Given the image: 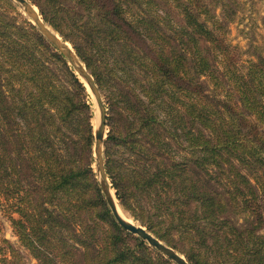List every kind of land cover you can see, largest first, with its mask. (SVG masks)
I'll use <instances>...</instances> for the list:
<instances>
[{
    "label": "trees",
    "instance_id": "obj_1",
    "mask_svg": "<svg viewBox=\"0 0 264 264\" xmlns=\"http://www.w3.org/2000/svg\"><path fill=\"white\" fill-rule=\"evenodd\" d=\"M34 2L100 86L119 69L133 78L110 98L105 165L121 205L191 264H264V52L239 72L193 0H168L159 22L155 0ZM2 23L0 196L21 245L40 264H173L107 206L86 86L58 77L53 61L67 62L41 34ZM2 241L0 264H26Z\"/></svg>",
    "mask_w": 264,
    "mask_h": 264
},
{
    "label": "rangeland",
    "instance_id": "obj_2",
    "mask_svg": "<svg viewBox=\"0 0 264 264\" xmlns=\"http://www.w3.org/2000/svg\"><path fill=\"white\" fill-rule=\"evenodd\" d=\"M38 9L41 17L47 23L50 27H52L61 37L62 40L67 41L75 53L78 55L77 51L75 50L74 45L70 40L65 38L60 32H58L47 20L44 19L43 14L41 13L40 8L38 5L34 2L35 0H30ZM140 2L144 0H138ZM170 3H172V0H169ZM168 0H155V4L152 5L151 10H146L147 16L149 18L154 19V21L159 22V12H161V8L168 9ZM146 4L143 3L142 6H136L134 10H138L139 8H142L145 10ZM192 8L196 10L197 12H202V18H206V16L209 18L207 19V22L210 26V28L217 33L220 37V40L222 41V44L224 46H228L232 52V60L231 62H234L237 64V66L240 67L239 72L246 71V65L248 64L247 61L255 60L257 56L262 54L264 52V0H193ZM170 10L174 11L172 13H177V10L170 6ZM85 15L87 14V11L84 12ZM6 19H11L14 22H16L18 25L23 26L27 29V33L34 34V32H38L41 34L50 44L53 48L55 46L39 31L33 20L26 14V12L23 10V8L14 0H0V41L3 43V39L1 36V32L6 30L3 27L2 21ZM3 19V20H2ZM219 21V24L213 25V22ZM7 32H10L9 30H6ZM145 43L151 46L150 39L145 35L144 36ZM204 45V44H202ZM1 46H0V60H2V53H1ZM55 50L59 53H61L59 50L55 48ZM62 54V53H61ZM210 54V53H209ZM213 54V51L211 53V56ZM63 55V54H62ZM64 56V55H63ZM80 60L84 63V65L87 67V69L91 72V69L88 68L85 61L78 55ZM64 60L67 62V64H64L62 61H53V68L58 75L59 78L64 79L70 86H73L74 88V81H72V78L70 76V71L73 72L77 78L87 88V94L81 95V99L83 102H85L92 111V122L93 125L96 124L97 119L99 117V108L96 103L95 97L93 92L91 91L90 87L88 86L87 82L76 72V70L73 68V66L68 62L67 58L64 56ZM221 59L218 58L215 60V63L218 65V69L222 70V63L220 61ZM245 66V67H244ZM241 67H243L241 69ZM133 74L140 77L137 73L139 72L137 69H132ZM107 72L109 70L107 69ZM122 71L119 69L117 70V74H114L113 77H111V83L110 81H105V83L100 86L99 82L94 79L99 87V90L101 92L103 101L107 108V128H106V134H105V140L103 142V154L104 159L106 162V144H107V138L111 129V123L113 124L114 121H120L117 113H115L112 109V106L110 104L111 99L113 97L112 92L117 94L118 87L125 86L127 88V85H134V81H130L127 83L128 80H133V78H128L124 76V81L120 82L115 76H121ZM93 75V74H92ZM104 75V74H103ZM144 82L145 78L140 77ZM202 83L204 85L205 90L208 92L212 91V87L209 84L206 77L202 78ZM76 92V89H74ZM224 94V93H223ZM225 97V96H224ZM78 99L75 98V100ZM115 101V100H114ZM120 105H118L119 107ZM116 158L120 156V153L116 152L115 154ZM93 162L92 166L95 172V177L97 179V182L99 184V187L101 189V192L105 198V195L103 193L100 180L97 174V168H96V156L94 153V145H93ZM109 182L112 187L113 194L115 196V200L117 201V204L121 206L122 210L132 219V221L136 224H140L144 226L148 231H150L153 235V231L149 229L146 225L142 224L141 221L136 219L131 211L128 209H125L118 197L116 189L113 185L112 179L108 175ZM106 200V198H105ZM107 202V201H106ZM9 202L5 200L2 196H0V248L5 246V243H3V239L8 240L16 249H18L24 256L26 264H40V262L32 256V254L29 252V250L25 249L18 237L15 235V232L12 227L11 218H17L18 213L16 211H11L8 208ZM107 206L109 207L108 203ZM110 209V207H109ZM111 211V210H110ZM112 214V212H111ZM113 216V214H112ZM114 218V216H113ZM116 221V219L114 218ZM264 220V217H263ZM117 222V221H116ZM243 219H239V223H242ZM118 223V222H117ZM119 224V223H118ZM120 225V224H119ZM121 226V225H120ZM125 229V228H124ZM128 231V230H127ZM129 232V231H128ZM262 234H264V226L262 227L261 231ZM131 233V232H130ZM133 234V233H131ZM137 237H139L136 234H133ZM156 236V235H155ZM157 237V236H156ZM141 238V237H139ZM158 238V237H157ZM142 239V238H141ZM160 239V238H159ZM143 240V239H142ZM161 240V239H160ZM145 241V240H144ZM163 241V240H162ZM147 242V241H146ZM164 242V241H163ZM166 243V242H165ZM147 244L151 246L148 242ZM167 244V243H166ZM168 245V244H167ZM155 250H157L155 247L151 246ZM172 247V246H171ZM175 249V248H174ZM177 250V249H175ZM159 253H161L159 250H157ZM179 253H181L183 256H185L182 252L177 250ZM1 252V250H0ZM163 254V253H161ZM164 255V254H163ZM1 256V253H0ZM166 258V255H164ZM186 258V256H185ZM170 259V258H169ZM187 259V258H186ZM172 261V260H171ZM173 264H176L174 261H172Z\"/></svg>",
    "mask_w": 264,
    "mask_h": 264
},
{
    "label": "water",
    "instance_id": "obj_3",
    "mask_svg": "<svg viewBox=\"0 0 264 264\" xmlns=\"http://www.w3.org/2000/svg\"><path fill=\"white\" fill-rule=\"evenodd\" d=\"M17 2L26 14L33 20L39 31L59 50L73 66L76 72L87 82L91 91L94 94L96 103L99 108V117L94 125V153L96 156V168L97 174L100 180V184L105 195L106 201L110 207V210L116 219V221L129 232L138 235L143 240L147 241L151 246L155 247L161 253L169 257L176 264H191L185 256L175 250L173 247L167 245L165 242L157 238L144 226L136 224L133 221L125 219L119 212L117 201L112 191L111 184L108 179V174L105 165V159L103 154V142L105 140L106 128H107V108L103 101L99 87L84 65L78 55L75 53L71 45L62 40L59 34L50 27L41 17L37 7L30 0H14Z\"/></svg>",
    "mask_w": 264,
    "mask_h": 264
},
{
    "label": "bare ground",
    "instance_id": "obj_4",
    "mask_svg": "<svg viewBox=\"0 0 264 264\" xmlns=\"http://www.w3.org/2000/svg\"><path fill=\"white\" fill-rule=\"evenodd\" d=\"M118 208H119V212L121 213V215L125 218V219H127V220H129V221H132V219L122 210V208H121V206H118Z\"/></svg>",
    "mask_w": 264,
    "mask_h": 264
}]
</instances>
